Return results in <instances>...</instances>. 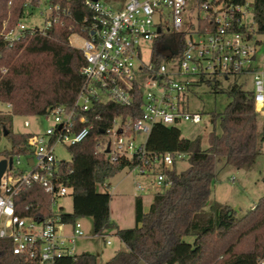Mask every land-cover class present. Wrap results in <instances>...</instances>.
<instances>
[{
	"label": "built area",
	"instance_id": "2783aa9c",
	"mask_svg": "<svg viewBox=\"0 0 264 264\" xmlns=\"http://www.w3.org/2000/svg\"><path fill=\"white\" fill-rule=\"evenodd\" d=\"M84 3L92 14L85 16L81 27L69 37L70 45L81 50L85 58L81 68L84 83L76 100L71 107L58 106L44 115L50 125L44 132L30 133L26 153L7 157L13 159V164L1 178L0 239L12 242L14 260L10 264H66L64 259L79 254L77 241L87 234L81 219L66 222L62 218L64 208L58 206V201L72 196V188L65 183L63 173V165L69 161L60 159L56 148L61 144L70 149L89 136L94 123L88 114L96 103L133 107L137 98L141 99L139 117L118 115L101 129L98 150L111 162L137 158L139 163L129 171L143 178L154 174L153 186L164 188L171 185L166 181L164 169H173L188 154L147 153V138L156 124L180 127L184 123L198 126L204 122L201 111L190 110V94L196 87L207 85L208 80L217 81L219 76L250 75L255 110L264 117V33L254 20L252 1L84 0ZM41 5L42 0H26L24 16L15 25L4 21L1 33L4 40L14 43L35 33L46 35L55 25H64L73 16L69 6L46 0V6L39 11L42 17L39 21L35 12ZM165 8L170 10L172 27L165 18ZM181 34H184L182 46ZM73 36L80 46L72 43ZM145 41L153 42L148 61L143 56ZM155 49L163 50L166 59L156 63ZM30 125L26 120L25 126ZM144 133L146 140L139 142L138 135ZM135 183L138 192H148L146 184ZM33 185H39L51 196V215L37 217L18 211L17 197ZM102 185L108 187L106 182ZM106 244L111 245L112 241L106 239ZM258 264H264V256Z\"/></svg>",
	"mask_w": 264,
	"mask_h": 264
},
{
	"label": "trees",
	"instance_id": "16d2710c",
	"mask_svg": "<svg viewBox=\"0 0 264 264\" xmlns=\"http://www.w3.org/2000/svg\"><path fill=\"white\" fill-rule=\"evenodd\" d=\"M50 1L69 6L72 18L64 25H55L46 35L35 33L9 43L1 34L3 23L9 20L11 26L15 25L24 16L26 0H0V103L11 105L7 111L0 110V142L4 136L11 142V148L3 152L5 158L28 151L31 134L14 132V116H44L55 107H71L84 83L81 68L85 58L81 50L70 45L69 37L92 12L84 0ZM232 1L244 3L246 0ZM252 11L258 30L264 33V0H252ZM200 26L203 28V24ZM180 38L182 46L184 34ZM164 59L163 50L155 49L153 60L160 63ZM219 83L207 81L208 87L216 93ZM228 94L231 100L225 110L211 113L214 129L209 132L206 148L202 147L200 135L185 138L179 126L156 124L153 127L146 142L147 153H187L189 167L180 172L176 164L173 169H164L166 181L171 185L154 194L148 211L143 197H136L135 226L116 227V235L125 249L115 252L103 264H138L140 261L147 264H258L264 256V195L242 216L229 204L211 200L219 163L225 160L238 168L249 169L260 155V144L264 141L253 91L234 84ZM141 103L140 98L133 107L113 102L96 103L88 114L94 127L85 140L70 147L72 159L63 165L65 183L72 188L73 198V211L61 210L64 221L90 217L96 234L116 226L110 218L112 196L97 187L123 169L135 167L139 160L111 162L98 150V140L101 129L109 126L115 116L139 117ZM217 119L221 120L219 133ZM17 205L22 215L45 217L52 212L51 196L39 185L24 190L17 197ZM189 236L194 237L192 242L185 239ZM13 260L12 242L0 239V264H10ZM63 262L101 264L99 257L91 252L79 253Z\"/></svg>",
	"mask_w": 264,
	"mask_h": 264
},
{
	"label": "rangeland",
	"instance_id": "374dc122",
	"mask_svg": "<svg viewBox=\"0 0 264 264\" xmlns=\"http://www.w3.org/2000/svg\"><path fill=\"white\" fill-rule=\"evenodd\" d=\"M45 2L46 0H42L41 7L35 12V17H37L39 21H41L40 18H42L39 15V11L46 6ZM169 11V9L165 8V18L167 19L168 26L172 27V19L168 15ZM29 23L30 21H26V24ZM72 43L75 46L81 45L76 36L72 37ZM152 45L153 42H144L143 56L145 61L149 60ZM215 81L216 80L212 79L213 84ZM217 81L220 82L218 85V93H216L212 87L210 88L208 85L203 84L196 87L194 93L190 94V110L203 111L204 122L198 126L191 123H184L180 126L182 136L185 138L192 139L200 135L203 148L208 146L209 132L214 129V125L211 122V113H222L225 110L226 105L231 100L228 94L231 87L234 84H239L243 86L245 90L253 91L254 89L252 77L250 75H232L228 78L219 76L217 77ZM7 109V106L0 103V110L7 111ZM26 120L31 122L29 127L25 126ZM258 123L260 133H264V118L259 116ZM49 125L50 122H48L44 116L17 115L14 116L13 120V130L16 133H40L44 132ZM216 131L218 133L221 132L220 119H217L216 121ZM146 138L147 134L144 133L138 135L137 140L141 142L146 140ZM10 148V140L4 136L0 142V160L5 158L3 152ZM260 148V155L257 157L253 166L249 169L238 168L233 164H229L225 160L218 165V174L213 183L211 200H217L221 203L229 204L237 211L238 216L244 215L248 210L253 208L264 195V141L260 144ZM56 153L60 159L67 161L72 159L71 150L61 144L57 146ZM189 164L190 162L188 158L180 159L176 162V169L179 172L183 171L189 167ZM153 179L154 174H151L148 178H143L136 175L134 172H130L129 169L126 168L106 181L108 187H104L102 184L98 185L97 188L99 191L110 193L112 196L110 203V218L116 226L97 236L94 232L92 219L90 217L81 218L87 236L77 241V253H94L99 257L101 264H103L112 257L115 252L125 249L124 243L116 235V227L131 228L135 226L136 196H144L146 206H148L149 202L153 199L154 194L164 190V187L162 186H153ZM135 181H141L143 184H146L149 189L148 192H138L135 188ZM58 206H62L65 212H72V196L69 195L59 199ZM56 209L57 208H55V210ZM106 239H110L112 244H106ZM185 239L192 242L194 237L189 236L185 237ZM138 264L147 263L140 261Z\"/></svg>",
	"mask_w": 264,
	"mask_h": 264
},
{
	"label": "water",
	"instance_id": "95a60500",
	"mask_svg": "<svg viewBox=\"0 0 264 264\" xmlns=\"http://www.w3.org/2000/svg\"><path fill=\"white\" fill-rule=\"evenodd\" d=\"M174 53L176 54L177 51H174ZM5 135H7V131L5 132ZM13 164V159H7V158H3L0 160V184H1V178L3 176V174L5 173L6 169L8 166L12 167Z\"/></svg>",
	"mask_w": 264,
	"mask_h": 264
},
{
	"label": "crops",
	"instance_id": "0c3cea01",
	"mask_svg": "<svg viewBox=\"0 0 264 264\" xmlns=\"http://www.w3.org/2000/svg\"><path fill=\"white\" fill-rule=\"evenodd\" d=\"M136 197H137V196H136ZM142 197H143V201H144L145 210L148 211L149 206H150V204L152 203V200H153V199L149 202V205L146 206V203H145V197H144V196H142Z\"/></svg>",
	"mask_w": 264,
	"mask_h": 264
}]
</instances>
